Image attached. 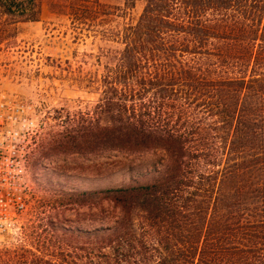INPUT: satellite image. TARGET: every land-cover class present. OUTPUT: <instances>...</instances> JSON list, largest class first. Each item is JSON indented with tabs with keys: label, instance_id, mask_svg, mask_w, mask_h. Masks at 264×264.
<instances>
[{
	"label": "trees",
	"instance_id": "16d2710c",
	"mask_svg": "<svg viewBox=\"0 0 264 264\" xmlns=\"http://www.w3.org/2000/svg\"><path fill=\"white\" fill-rule=\"evenodd\" d=\"M63 1L71 17L109 20L97 0ZM0 11L38 14L35 0ZM105 31L121 47L88 80L96 99L58 121L37 157L84 154L128 180L56 194L54 206L94 208L95 225L71 229L90 246L55 264L264 261V0H143Z\"/></svg>",
	"mask_w": 264,
	"mask_h": 264
},
{
	"label": "rangeland",
	"instance_id": "374dc122",
	"mask_svg": "<svg viewBox=\"0 0 264 264\" xmlns=\"http://www.w3.org/2000/svg\"><path fill=\"white\" fill-rule=\"evenodd\" d=\"M97 1L111 6L108 21L71 17L63 0H35V20H17L0 11V98L24 105L33 130L26 177L30 203L20 215L17 229L0 233V264H55L60 254H84L90 246L88 240L83 236L74 239L71 229L89 230L95 225L90 218L94 208L86 204L54 206L56 194L115 186L128 180L124 170H90V159L84 154L37 157L39 145L59 129L55 126L58 121L68 122L96 99L88 80L101 73L104 55L121 47L106 36L105 29L132 23L143 6V0H133L131 7L123 0ZM105 206L103 202L101 207ZM51 224L71 233L53 229ZM68 259L70 256L66 259L69 263ZM235 264L264 261L235 257Z\"/></svg>",
	"mask_w": 264,
	"mask_h": 264
},
{
	"label": "built area",
	"instance_id": "2783aa9c",
	"mask_svg": "<svg viewBox=\"0 0 264 264\" xmlns=\"http://www.w3.org/2000/svg\"><path fill=\"white\" fill-rule=\"evenodd\" d=\"M32 134L26 107L0 98V233L17 229L30 203L26 177Z\"/></svg>",
	"mask_w": 264,
	"mask_h": 264
}]
</instances>
